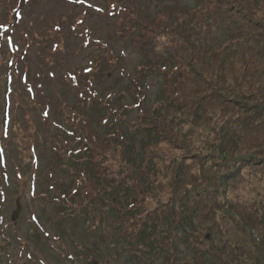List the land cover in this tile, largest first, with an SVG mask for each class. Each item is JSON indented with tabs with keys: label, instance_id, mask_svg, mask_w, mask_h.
<instances>
[{
	"label": "rangeland",
	"instance_id": "rangeland-1",
	"mask_svg": "<svg viewBox=\"0 0 264 264\" xmlns=\"http://www.w3.org/2000/svg\"><path fill=\"white\" fill-rule=\"evenodd\" d=\"M134 1L151 16L177 5L193 9L200 20L187 30L200 50L170 59L163 72L167 53L149 39L155 64L117 37L100 12L105 0H0L2 264H264V0H249L259 13L234 6L241 20L234 29L213 23L226 18L224 0ZM85 26L104 48L84 46ZM210 50L216 55L204 56ZM67 71L79 86L67 82ZM195 107L204 120L194 121ZM154 121L178 138L147 139L140 126ZM88 127L91 145L109 158L97 161L63 131L86 138ZM109 160L141 170L153 162L152 204L174 205L176 218L165 216L150 231L144 212L130 219L131 188L123 194L114 182L99 194L118 205L104 203L89 217L78 205L66 207L61 219L49 184L71 193L79 171L92 183L106 181L99 168L106 171ZM45 168L50 180L41 175Z\"/></svg>",
	"mask_w": 264,
	"mask_h": 264
},
{
	"label": "trees",
	"instance_id": "trees-1",
	"mask_svg": "<svg viewBox=\"0 0 264 264\" xmlns=\"http://www.w3.org/2000/svg\"><path fill=\"white\" fill-rule=\"evenodd\" d=\"M195 1L197 2L196 4H200L205 1H209V2L217 1L216 5L220 4L219 0H195ZM224 2H225L224 13H226V18L222 23L213 22L215 25L224 24L225 28H229L230 26L231 27L233 26V29L239 26L241 22L239 15H236V14L233 15L230 12V10L234 8V6L236 5H238L240 8H243L247 11H253V12L259 13L258 9L255 7V3H250L249 0H244V1L243 0H224ZM105 3H106L105 8L100 12L103 13L105 16H108L109 17L108 19L112 21V23L114 24V32L116 33L115 35L117 37L124 38V39L128 37V41H130L131 45L137 46L140 49L139 51L142 54V56L146 60L154 61L155 64H156L155 57L148 54L149 50L145 48L148 46L149 39L153 43L156 42L155 45L158 48V50H162V53H167V55L169 56L166 58L167 61L165 60L163 61L164 64L158 65L159 68L163 67V69H161L163 70V72L166 71L167 67L165 66V64L170 63V59H177L178 56L188 58L191 56L192 53H195L198 50H200L199 43L196 46L191 43L190 34H193V33H188L189 29L187 30L189 26L192 28H195L194 23L200 20L198 16H194V13H193L194 11L190 7L177 5L171 9H164L163 11L158 12L154 14L153 16H151L150 14H147L143 12L142 10H140L137 7L134 0H105ZM228 4L230 5L227 6ZM261 10L264 11L263 9ZM246 13H249V12H246ZM84 21H85V15L80 16L78 23L82 25ZM211 27H212V24H211ZM82 31L83 33H79V34L83 35L84 46H88L90 45L91 42H94V44L98 45L99 47H102V48L105 47V44L102 38L93 39L92 31L89 26L83 27ZM134 31L139 33L138 36L134 35L135 36L134 37V36H131L133 34L129 35L130 33ZM230 31H232V29ZM122 33H127V36H125L126 34H122ZM209 38H213V37L209 35ZM203 54H205L204 56L206 55L215 56L216 55L215 51L213 50L204 51ZM49 75L52 78L56 77V74H54L52 71H50ZM65 76H66L67 82L69 79L70 83H72L73 86L80 85L77 74H76L77 76L76 80L74 79L73 71L72 72L67 71ZM139 87H140V90H142L141 86ZM201 102H198V104H200ZM76 115L77 114L75 113V116ZM200 116H201V110L198 107H195L194 113H193L194 121L198 122V121L204 120V116L202 117ZM152 124L154 125L148 124V125L140 126L141 129L148 131L146 133L147 139H150V138L160 139L161 138L162 142H164L165 137H167V138H170L169 141L172 142L174 139L178 138V134L175 133V131H173L172 136H171L166 131L164 124L162 125L161 123L157 121H154ZM133 125L135 126V128H137L138 124L133 123ZM63 131L66 133V136H72L76 138L79 142H81L84 145V147H89V151L90 152L92 151L97 155V161L102 160V157H101L102 154H103V157H105L106 159L109 158V155H107L106 152L104 153L100 150H96L95 146L91 145L92 141L96 137H95V134L93 135V132L89 129V127L87 128L86 138H81V136L80 137L77 136L75 134V131L73 130L67 131L63 129ZM165 135H168V136H165ZM229 141L232 142V139L231 140L229 139L224 143H220L219 148L217 149L218 150L226 149L225 147L229 144ZM95 144H97L96 141L94 145ZM84 147H82V149H84ZM227 150L229 149L227 148ZM151 164H153V162H150L148 166ZM105 165L108 166L109 168H106V171H104V169L102 170V168L100 167L99 172L102 171L101 176L106 181L97 182V183L94 182L95 183L94 184L92 183V179L90 175H85L84 173L79 171L78 175L73 176L74 185L72 187L71 193L64 192L57 185L49 184V189L55 193L54 198H53V201H54L53 203H54V206H56L55 207L56 213L61 219L64 218L63 213L62 214L60 213L62 212L61 209H64L66 207H75V205H78L80 209H82L83 211H86L85 214L88 211L87 216L89 217L93 213H99V211H104L106 209V205L104 203H108V204L114 203V205H118V202H115L114 200L111 201L109 194L107 193L99 194V192L103 188H107L109 189L108 191H111L110 189L111 184L114 182L117 183L116 185H121L120 190L123 194H128L126 193V189L128 187L131 188L132 196L127 199V203H126L128 210L133 212L130 219L135 218L137 220L140 218L139 214L141 212H144L143 216L145 217L146 220L150 222L149 226L153 225L150 227V231L153 230L155 227L157 230V227L160 226L162 222L165 220V216H169V218H176V213H178V211L174 209V205L172 206L171 209H162L166 207L163 201L156 200L154 204H152V198L150 196V193L152 195L151 183H153V180H151L150 178L151 176L153 177L155 175V172L157 170L156 168H154V166L153 167L146 166L145 168L141 170L135 165H129L126 163L121 164V165H115L114 162H112V160H109V162H107ZM38 167L39 166L34 167L35 170H37ZM150 168L152 169L148 170ZM131 171H134L133 175ZM35 174L36 175H33L32 177L33 178L36 177V180H37V173ZM158 174L159 172L156 175ZM41 175L42 177H44L45 180H48V179L50 180V176L51 178H53L54 176L52 170H47L46 168L41 170ZM223 176H226V175L224 174ZM83 182H86L87 184ZM170 183H172V181ZM170 183L161 184V185L162 187H169ZM82 185H84L83 189H84L85 195L81 197L80 199H76L77 197L74 193L78 192L77 188H80ZM142 194L145 195L144 200L147 202L145 207L143 205L144 200H142L143 198L141 199ZM126 196L128 197V195ZM95 198L97 199V201L95 200ZM191 210L195 211V200H193L191 203ZM191 213L193 214L192 211ZM77 214L80 216L82 215L78 212ZM143 216L141 218H143ZM180 218H177V222H179L178 220ZM0 219H1L0 236H4L5 235L4 229H3L4 219L3 218H0ZM0 264H2L1 259H0Z\"/></svg>",
	"mask_w": 264,
	"mask_h": 264
},
{
	"label": "water",
	"instance_id": "water-1",
	"mask_svg": "<svg viewBox=\"0 0 264 264\" xmlns=\"http://www.w3.org/2000/svg\"><path fill=\"white\" fill-rule=\"evenodd\" d=\"M19 209L20 208H18V210L13 214V221H16V219H17V217L19 215Z\"/></svg>",
	"mask_w": 264,
	"mask_h": 264
}]
</instances>
